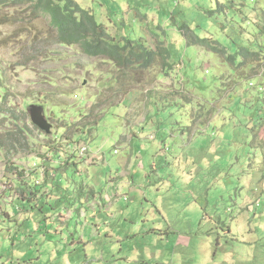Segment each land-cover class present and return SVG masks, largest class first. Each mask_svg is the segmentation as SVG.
<instances>
[{
	"label": "rangeland",
	"instance_id": "1",
	"mask_svg": "<svg viewBox=\"0 0 264 264\" xmlns=\"http://www.w3.org/2000/svg\"><path fill=\"white\" fill-rule=\"evenodd\" d=\"M76 2L120 45L161 43L173 66L118 68L57 45L26 9L0 8V264H264V69L238 66L241 47L264 55V0ZM192 35L234 64L189 46ZM62 162L73 175L46 169ZM93 209L114 231L91 240L95 224L77 211Z\"/></svg>",
	"mask_w": 264,
	"mask_h": 264
},
{
	"label": "trees",
	"instance_id": "2",
	"mask_svg": "<svg viewBox=\"0 0 264 264\" xmlns=\"http://www.w3.org/2000/svg\"><path fill=\"white\" fill-rule=\"evenodd\" d=\"M1 7L26 9V11L32 15L33 20L43 18L48 21V28L52 31L51 33L54 34L53 39H55L54 42H56L57 45L68 47L77 46L82 54L88 57H106L108 60L113 62L114 65L118 66V68H140L143 70H150L151 68L159 67L161 71L160 75H167V72L172 69L173 65L170 63V52L164 45L158 43L154 48H149L144 46L141 42L134 41H128L126 45H120L119 43L115 42V38L108 32L106 27L96 21L94 14L90 10L79 6L76 0H0V8ZM208 43H210V45ZM187 44L189 46L197 45L206 47L216 53L221 59H223V61L229 62L231 65L234 64L233 56L228 55L225 48L219 46L217 42L211 39L201 40L192 35ZM238 51L241 53V62L238 64L239 67H251V64H253L252 62L260 61L259 65H262L261 67L264 69V64L262 61L264 55L262 54L261 50L253 52L241 47ZM260 91H262L264 94L262 88H260ZM155 111L158 112L160 110L158 108L155 109ZM263 112L259 111L261 115H264ZM257 121H260L261 126H264L263 116L257 118ZM161 122L162 121H158L156 125ZM156 125H154V127ZM142 129L137 131L138 135H142V138L148 136L149 134H145ZM155 132L156 128L154 133H152L151 140L144 144L147 150L150 149L152 142L157 139ZM133 136H135V134ZM138 140H140L139 136L136 137V139L131 137L129 141L130 147L136 145V153L145 149L139 147L140 142ZM77 141L78 138H75L74 142L77 143ZM54 157L55 159L61 158L59 150L55 151ZM65 162H62V166L49 165V167L46 169H50V171L55 169L56 171L59 170L63 173L65 172L66 177H68L69 173L73 175V172H71V167H66L64 165ZM77 166L72 165V168L74 169ZM75 171L77 172L78 170ZM31 184L32 185L30 187L33 188L34 193L37 188H35L33 181ZM63 186H67L68 188V184H63L62 187ZM63 193L65 194L63 196L67 195L65 190ZM63 193L60 195L55 193L53 195L49 194V198L46 199L48 201L49 199L52 201H60L62 199L61 195ZM42 204H40L39 211L43 209L44 205ZM33 213L34 215L36 214L35 210H33ZM47 218L49 217L44 216L41 221H46ZM38 231H40L38 235L44 236L43 238H47V240L50 239L48 242H52V240V243H56V241H63L61 240V236L57 235V233L53 232L52 234L51 232H48L47 229L41 231L39 228ZM61 233L65 234V231H61Z\"/></svg>",
	"mask_w": 264,
	"mask_h": 264
},
{
	"label": "crops",
	"instance_id": "3",
	"mask_svg": "<svg viewBox=\"0 0 264 264\" xmlns=\"http://www.w3.org/2000/svg\"><path fill=\"white\" fill-rule=\"evenodd\" d=\"M69 187V186H68ZM65 188H67V186H63V187H60V188H54V190L56 189V193L55 194H58V195H60L61 193H63L64 192V190H65ZM128 193V192H127ZM57 196V195H56ZM56 198V197H55ZM61 198H62V196H61ZM56 203H58V201H56ZM122 204H120L119 206L121 207V209H123L124 210V208H123V205L121 206ZM120 209V210H121ZM86 210H88V209H86ZM86 210H79V212H81V211H83L84 212V214L81 212L80 214L78 213V215H77V217L79 218V221L78 222H80V221H85V222H87V221H89V222H94V224H95V232H96V235L95 236H90V238H91V240H94L95 238H97V236H99L100 234H101V232L102 233H104V234H106V235H108V234H110V233H112L113 231H114V227H113V225H111L112 224V217H111V219H110V226L107 224V222H105V223H103V225L105 226V228L104 229H102L101 228V226H100V224L99 223H97V221H98V218H100L99 216H101V215H97V213L99 212V210H97V211H95V209H93V210H90V211H88V214L87 213H85V211ZM39 212V211H38ZM68 211H66V213H67ZM70 212V211H69ZM69 212H68V215H69ZM102 212V211H101ZM102 213H104V212H102ZM105 214V216H106V218H108L109 217V215H107L106 213H104ZM89 216V218H88V216ZM92 215V216H91ZM70 216V215H69ZM72 216H73V213H72ZM91 216V217H90ZM111 216V215H110ZM48 217L50 218V216L48 215ZM82 217V218H81ZM47 222H48V220H46ZM45 221V222H46ZM69 223H70V221H71V219H68L67 220ZM83 221H82V223H83ZM37 222V219H36V221L34 222V223H36ZM88 222V223H89ZM81 223V224H82ZM46 225H48V224H46ZM82 226V225H81ZM96 227H98V228H96ZM35 229V228H34ZM87 229V228H86ZM36 230V229H35ZM107 230H109V231H111V232H106ZM61 231H64V229H57V230H55V231H52L51 229H50V231L49 232H51L52 234H53V232L54 233H57V235H60L61 236V240H63V241H65L64 239H65V236H66V234H63V233H61ZM87 232L89 233V230L87 229ZM38 234H39V232L38 231H36V235L38 236ZM90 234V233H89ZM46 236H48V235H46ZM49 236H50V234H49ZM51 237V236H50ZM127 238H129V237H127ZM77 241H81V238H79L78 237V239H77ZM60 246V245H59ZM58 250V249H57ZM62 250H63V248H61L60 249V251H56V253L58 252H62ZM57 253V254H58Z\"/></svg>",
	"mask_w": 264,
	"mask_h": 264
},
{
	"label": "water",
	"instance_id": "4",
	"mask_svg": "<svg viewBox=\"0 0 264 264\" xmlns=\"http://www.w3.org/2000/svg\"><path fill=\"white\" fill-rule=\"evenodd\" d=\"M30 120L31 123L36 126L39 130L48 134L51 129V125L48 123L47 119L44 116V111L42 107L31 106L29 108Z\"/></svg>",
	"mask_w": 264,
	"mask_h": 264
}]
</instances>
